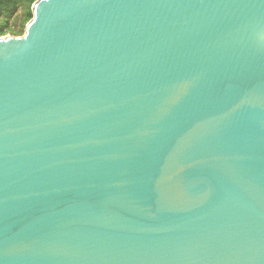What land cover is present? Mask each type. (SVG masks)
<instances>
[{
  "label": "water",
  "instance_id": "95a60500",
  "mask_svg": "<svg viewBox=\"0 0 264 264\" xmlns=\"http://www.w3.org/2000/svg\"><path fill=\"white\" fill-rule=\"evenodd\" d=\"M0 38V264H264V0H37Z\"/></svg>",
  "mask_w": 264,
  "mask_h": 264
},
{
  "label": "trees",
  "instance_id": "16d2710c",
  "mask_svg": "<svg viewBox=\"0 0 264 264\" xmlns=\"http://www.w3.org/2000/svg\"><path fill=\"white\" fill-rule=\"evenodd\" d=\"M37 0H0V38L20 37L33 18L32 7Z\"/></svg>",
  "mask_w": 264,
  "mask_h": 264
}]
</instances>
